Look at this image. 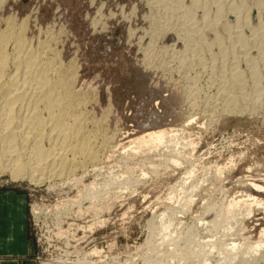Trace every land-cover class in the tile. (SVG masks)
<instances>
[{"label": "rangeland", "instance_id": "1", "mask_svg": "<svg viewBox=\"0 0 264 264\" xmlns=\"http://www.w3.org/2000/svg\"><path fill=\"white\" fill-rule=\"evenodd\" d=\"M230 1L216 17L215 0H0V30L26 22L27 44L74 71L98 152L40 183L0 172L28 213L26 253L0 264H264V9L260 24L254 0H235L238 23ZM243 198L240 221L214 228Z\"/></svg>", "mask_w": 264, "mask_h": 264}, {"label": "bare ground", "instance_id": "2", "mask_svg": "<svg viewBox=\"0 0 264 264\" xmlns=\"http://www.w3.org/2000/svg\"><path fill=\"white\" fill-rule=\"evenodd\" d=\"M215 1L218 4V17L223 5L229 0ZM254 3L260 11L257 12V17L261 24L264 0H254ZM228 5L231 9L229 16L241 23L243 19L239 5L235 4V0L230 1ZM204 7L207 12L208 6ZM252 12L251 10L249 17ZM10 20L8 28L0 30V172L9 171L15 179L28 177L35 183L68 176L79 165L94 161L98 157V152L92 148L91 137L85 132L81 107L86 98L77 94L73 88L74 71L71 69V75H67L62 67L55 69L53 61L45 58L46 54L42 48L35 49L27 44L24 35L26 22L16 26L17 23ZM240 34L241 31L238 37ZM10 41L15 45L14 53L8 52ZM236 51L243 53L240 57L246 59L251 53L245 47ZM242 82L243 78L236 70L232 77L226 80V87L240 85ZM221 96L224 97L226 105L232 106L231 109L228 107V111L242 109L237 107L240 96L228 91H223ZM257 103L256 100L251 103L253 108H256ZM164 138L165 132L162 131L150 134L149 139L145 140L163 142ZM253 182H250V185L260 186L256 181ZM256 189L258 190V187ZM247 197L249 199L245 197V202L251 201L249 205L252 202L261 203L260 199L250 194ZM245 198L239 199L240 201L233 199L225 209L221 208L212 221L213 227H229L233 222L240 221L242 210L239 207ZM194 243L196 240L191 238L188 248L193 249ZM262 246V241H259L254 249L258 251ZM236 247L233 245L231 248L234 251ZM233 259V256L229 257L230 261Z\"/></svg>", "mask_w": 264, "mask_h": 264}, {"label": "crops", "instance_id": "3", "mask_svg": "<svg viewBox=\"0 0 264 264\" xmlns=\"http://www.w3.org/2000/svg\"><path fill=\"white\" fill-rule=\"evenodd\" d=\"M26 197L0 191V255L25 254L28 249Z\"/></svg>", "mask_w": 264, "mask_h": 264}]
</instances>
